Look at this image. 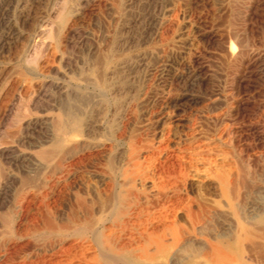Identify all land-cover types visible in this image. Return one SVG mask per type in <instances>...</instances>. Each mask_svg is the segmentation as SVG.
<instances>
[{
	"label": "rangeland",
	"instance_id": "obj_1",
	"mask_svg": "<svg viewBox=\"0 0 264 264\" xmlns=\"http://www.w3.org/2000/svg\"><path fill=\"white\" fill-rule=\"evenodd\" d=\"M223 29L264 56V0H0V264L77 239L132 138L179 165L184 198L216 202L215 174L232 171L231 213L261 240L264 60L224 61L211 37ZM30 47L39 53L26 59ZM221 247L263 264L234 240ZM187 249L153 264H209Z\"/></svg>",
	"mask_w": 264,
	"mask_h": 264
},
{
	"label": "bare ground",
	"instance_id": "obj_2",
	"mask_svg": "<svg viewBox=\"0 0 264 264\" xmlns=\"http://www.w3.org/2000/svg\"><path fill=\"white\" fill-rule=\"evenodd\" d=\"M242 19L246 20L245 17ZM237 31L239 32L238 29ZM211 37L218 43L224 61L226 59L232 64L240 65L244 59L255 63L264 60L259 52L238 42L236 30L223 29L219 35ZM38 53L39 50L30 47L26 59L36 57ZM67 136L69 133H63L61 139L66 141ZM148 141L137 138L128 140L109 193L86 207L82 217L84 225L74 231L78 238L64 240L65 243L51 242L48 255H37L35 259H31L32 263L153 264V259L157 257L169 254L176 257L182 252L186 253L188 247H194L197 250L196 256L209 264H246L222 249V243L234 240L242 255L246 253V258L253 256L264 264V227L254 228L260 232L261 240L258 241L257 231L255 233L236 222L231 213L235 199L232 171L215 174L219 181V190L214 193L218 198L216 202H204L205 198H184L178 184L185 174L173 161L159 154L153 155V144ZM57 166L60 167L59 164ZM236 169L235 176L244 173L242 169ZM203 214L228 220V230L218 233L207 231L209 228L206 230L200 221ZM243 219L247 223L244 217ZM49 225V230L54 233L66 229L64 224H60L64 225L61 229H58L60 226L53 227L52 223L47 227ZM196 234H204L216 240V243L202 237L196 238Z\"/></svg>",
	"mask_w": 264,
	"mask_h": 264
}]
</instances>
